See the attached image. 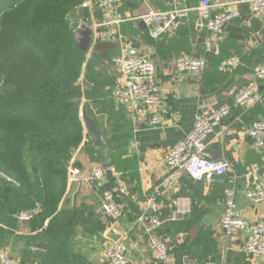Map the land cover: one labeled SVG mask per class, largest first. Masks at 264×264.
Returning <instances> with one entry per match:
<instances>
[{
  "label": "crops",
  "instance_id": "1",
  "mask_svg": "<svg viewBox=\"0 0 264 264\" xmlns=\"http://www.w3.org/2000/svg\"><path fill=\"white\" fill-rule=\"evenodd\" d=\"M211 1L213 16L223 12L235 14L220 37L205 27L200 28V16L195 10L174 34L158 40L150 38L142 22H127L122 26L124 37L153 59L158 68L156 81L164 93L160 112L166 121L161 126L150 127L147 112L133 103L112 99L109 105L115 117L110 118L102 105L83 101L84 138L69 173L75 180L69 181L60 206L63 210H77L78 214L68 254L62 264H109L106 250L116 243L110 233L125 243L131 264H161L151 251L146 231L137 222L143 212L142 202L151 196L162 200L163 207L159 212L162 216L171 215L173 210L177 212L174 224L162 226L160 232L169 243L172 264H261L259 260L248 259L242 252L246 233L227 238L220 224L227 191L232 188L236 190V212L250 222L264 220V203L254 204L246 194L249 189L264 186V147L257 148L248 135L255 123L264 122V84L258 88L261 101L257 105L242 107L235 102L240 92L256 82L255 68L264 64V17L254 14L247 4L238 3V0ZM200 2L184 0L191 9ZM119 7L126 16L137 17L149 10H164L167 5L165 0H126ZM82 15L86 18L80 17L78 23L81 25L102 18L98 7L92 12L86 10ZM150 40L153 42L149 43ZM97 42L90 46V55ZM106 43L113 59L121 51V45L119 42ZM220 54L224 59L222 63L238 57L242 65L222 70V64L217 65ZM188 57L204 58L206 70L201 74L178 72L175 62ZM105 74L117 79L116 66L112 63ZM224 106L229 108V114L207 136L205 157L227 162L237 179L229 173L226 179L196 183L188 174H182L176 190L163 189L161 184L167 174L163 163L166 151L183 142L199 117ZM106 128L108 132L124 129L130 132V141L125 146L129 170L117 178L118 183L128 187L129 193L122 197L124 217L114 223L105 213L101 193L91 179L93 170L100 164L97 155L90 152L105 151ZM119 146V143L114 145L116 149ZM75 183H79V187L73 201L69 202L68 196ZM149 214L153 212L149 211ZM29 220L17 217L20 223L17 226L0 225V248L20 264H41L49 245L41 239L33 240L38 233H32L22 224ZM39 242L47 249H39Z\"/></svg>",
  "mask_w": 264,
  "mask_h": 264
},
{
  "label": "trees",
  "instance_id": "2",
  "mask_svg": "<svg viewBox=\"0 0 264 264\" xmlns=\"http://www.w3.org/2000/svg\"><path fill=\"white\" fill-rule=\"evenodd\" d=\"M85 1L0 0V172L10 178L0 181V225L17 226V217L30 214L22 224L38 233L33 240L49 245L41 264H62L74 234L77 210L60 206L84 138L83 101L115 117L109 101L117 79L105 72L120 52L112 59L105 41L92 55L76 45L78 20L86 18L76 10ZM217 58L220 67L224 59ZM127 130L106 128L105 151L90 152L99 167L115 166L119 177L129 170ZM113 184L117 178H109ZM159 216L163 227L174 224L170 214Z\"/></svg>",
  "mask_w": 264,
  "mask_h": 264
},
{
  "label": "built area",
  "instance_id": "3",
  "mask_svg": "<svg viewBox=\"0 0 264 264\" xmlns=\"http://www.w3.org/2000/svg\"><path fill=\"white\" fill-rule=\"evenodd\" d=\"M126 0H87L79 8L92 12L96 7L102 12L101 20H95L91 24H79V28L87 27L92 31L93 42L105 41L120 43L121 51L114 59L117 69V83L112 89V100L119 102H130L141 108L149 115L150 127H158L165 123V115L160 112L164 100V93L156 79L158 68L153 59L135 48L132 42L121 32V28L127 22H142L146 25L150 38L158 40L163 36L176 32L179 25L184 22L189 14L195 10L200 16V28L205 27L214 35H221L225 26L235 17V14L223 12L217 16L212 15L214 5L211 0H201L195 9L188 8L184 0H165L166 9L149 10L147 13L128 17L120 11V5ZM245 3L250 10L264 17V0H238ZM242 65L238 57L225 60L221 66L222 70L232 69ZM207 68V61L202 57L181 58L175 62L178 72H190L201 74ZM256 82L249 88L240 92L235 102L239 106H255L261 101L258 88L264 84V64L255 68ZM229 114V108L224 106L212 113H207L196 120L194 129L182 143L170 148L163 156L164 167L167 174L162 182V188L173 192L179 185L182 174H188L196 183L211 180L214 176L228 175L229 173L237 179V176L227 162L213 161L205 157L206 138L211 134L224 118ZM257 148L264 147V122H257L248 132ZM221 134H218L220 137ZM120 173L115 166H103L93 170L91 179L101 193L102 207L113 220L124 217V211L120 198L127 196L129 189L124 184H113L109 186V178H118ZM10 178L0 172V181ZM73 175L69 181H74ZM247 197L254 204L264 203V186L249 189ZM235 188L227 191V199L224 203V214L221 221V231L227 238H233L237 233L247 234L246 243L242 252L250 260H259L264 264V220L250 222L241 217L235 210ZM163 202L156 196L142 202V214L137 222L144 228L149 238L151 251L161 264H172L169 244L160 236L159 231L166 221L162 220L159 212ZM149 211L153 214H149ZM180 212V210H177ZM177 212H172L168 221L176 220ZM30 214H24L19 220L30 219ZM126 245L118 241L106 250V258L109 264H131L128 257ZM0 264H20L11 258L8 253L0 248Z\"/></svg>",
  "mask_w": 264,
  "mask_h": 264
},
{
  "label": "water",
  "instance_id": "4",
  "mask_svg": "<svg viewBox=\"0 0 264 264\" xmlns=\"http://www.w3.org/2000/svg\"><path fill=\"white\" fill-rule=\"evenodd\" d=\"M85 12L82 10L81 14H84ZM144 24V23H142ZM75 43L76 45L83 51L87 52L90 49L91 43H92V31L87 27H82L79 30L75 32ZM220 37V36H219ZM133 42L136 44L137 41L133 40ZM138 47V46H137ZM226 179L227 175H221V176H214L212 179ZM79 183H75L72 187V191L70 192L68 199L69 202L73 201L74 194L78 190ZM67 203V202H66ZM111 222L114 223V220L111 219ZM110 237L113 238L114 241H118L119 237L115 236L113 233H110ZM37 247L39 249H47V246L43 244L42 242H39L37 244Z\"/></svg>",
  "mask_w": 264,
  "mask_h": 264
},
{
  "label": "rangeland",
  "instance_id": "5",
  "mask_svg": "<svg viewBox=\"0 0 264 264\" xmlns=\"http://www.w3.org/2000/svg\"><path fill=\"white\" fill-rule=\"evenodd\" d=\"M80 11H84L85 13H86V9H79ZM79 29V28H78ZM92 43H93V35H92ZM92 43H91V45H92ZM138 49V48H137ZM105 213H106V211H105ZM107 214V213H106ZM108 215V214H107ZM119 241V240H118ZM122 242V241H121ZM124 243V242H123ZM125 244V243H124ZM127 247V246H126ZM127 250H128V248H127ZM130 259V258H129ZM130 263H131V261H130Z\"/></svg>",
  "mask_w": 264,
  "mask_h": 264
}]
</instances>
